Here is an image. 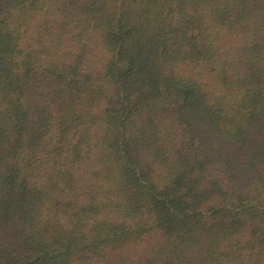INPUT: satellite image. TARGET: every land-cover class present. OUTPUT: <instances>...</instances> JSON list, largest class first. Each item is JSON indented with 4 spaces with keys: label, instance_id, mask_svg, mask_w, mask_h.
I'll return each instance as SVG.
<instances>
[{
    "label": "trees",
    "instance_id": "trees-1",
    "mask_svg": "<svg viewBox=\"0 0 264 264\" xmlns=\"http://www.w3.org/2000/svg\"><path fill=\"white\" fill-rule=\"evenodd\" d=\"M0 264H264V0H0Z\"/></svg>",
    "mask_w": 264,
    "mask_h": 264
}]
</instances>
